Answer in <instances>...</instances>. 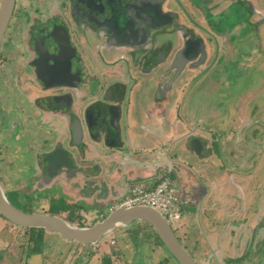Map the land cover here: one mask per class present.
I'll use <instances>...</instances> for the list:
<instances>
[{
    "label": "flooded vegetation",
    "instance_id": "obj_1",
    "mask_svg": "<svg viewBox=\"0 0 264 264\" xmlns=\"http://www.w3.org/2000/svg\"><path fill=\"white\" fill-rule=\"evenodd\" d=\"M198 1L15 0L0 44L3 188L5 170L10 171L11 177V171H17L12 167L17 166L19 171L28 167L29 163L16 158L22 156V137L27 136L26 150L36 158L35 172L30 178L34 182L29 186L17 174L9 183L21 193L44 192L48 196L42 199L43 211L48 212L52 199L62 194L57 176L63 171L67 175L81 172L79 160L85 154V134H89L92 143H115L114 127L118 131L121 108L135 98L129 92L134 87L140 89L144 82L147 88L158 86L160 75L156 72L155 76L154 72H166L162 60L178 78L186 80V76L196 72L184 84L185 88L192 78L200 77L209 68L213 71L222 67L225 62L212 63L208 48L215 50L221 34L234 31V12L243 18L249 13L246 21L252 24L253 1L201 0L203 4ZM230 36L229 41L234 39L233 33ZM162 38L167 41H161ZM186 46L192 55L178 69L175 59ZM239 56L232 70L248 74L254 60L244 50ZM6 107L8 114L1 116L2 108ZM77 120L83 128L80 137L75 134ZM19 126L23 131L13 137ZM3 138L16 140L15 155L8 156ZM87 165L88 169L97 167L95 163ZM49 177L53 185L46 187ZM45 190H56L55 196ZM66 212L63 213L67 215Z\"/></svg>",
    "mask_w": 264,
    "mask_h": 264
},
{
    "label": "crops",
    "instance_id": "obj_2",
    "mask_svg": "<svg viewBox=\"0 0 264 264\" xmlns=\"http://www.w3.org/2000/svg\"><path fill=\"white\" fill-rule=\"evenodd\" d=\"M251 1L256 11L252 21L262 18L263 23L264 1ZM226 44L220 38L216 51L208 48L214 65L228 57L223 54H230L225 52ZM211 70L212 67L203 76L207 77ZM186 77L187 80L191 74ZM190 86L172 82L169 92L174 97L170 103L167 101L168 106L161 103L166 106L162 111L159 103L147 106L148 109L135 107L131 102L123 104L115 143H92L89 134H85V154L79 160L81 172L67 175L63 171L57 176L60 196L67 200L66 210L74 212V220L82 225L81 217L94 219L100 213L97 206L111 211L135 186L152 189L168 178L181 192V217L173 228L188 243V223L192 221L197 228L198 221L203 226L202 252L198 246L191 247L199 253L191 254L200 264H264V259L258 258L262 251L258 246L264 245V117L255 115L245 121L238 116L234 119L237 124L230 130L237 127L241 131L238 134L236 130L237 136L232 137L217 123L213 125L198 115L188 117L182 111ZM137 89L134 87L130 95L134 97ZM204 124L211 137L197 133ZM197 140L202 152L194 149ZM93 163L95 170L88 169L87 164ZM51 180H46V187L53 185ZM61 208L62 215L56 214L64 216L66 210Z\"/></svg>",
    "mask_w": 264,
    "mask_h": 264
},
{
    "label": "rangeland",
    "instance_id": "obj_3",
    "mask_svg": "<svg viewBox=\"0 0 264 264\" xmlns=\"http://www.w3.org/2000/svg\"><path fill=\"white\" fill-rule=\"evenodd\" d=\"M198 3L203 4V1L199 0ZM240 6L244 7L241 4ZM245 10L250 12L247 8H245ZM255 14L256 11H254L253 15ZM248 15L249 13L245 14L244 17L246 18H243L242 16H238L237 12H234L232 18L234 22L232 24L234 31L221 34V37L228 42V44L225 45V52L230 54H223V56H228L221 60L225 63H221L222 67L213 70L207 77H205L206 75H200V77L192 78L193 81L190 90L186 94L188 101L185 107L182 108L185 114L188 113V117H194V115H198V118L205 117L208 119L209 123L214 122L213 125L217 123L219 128L222 127L225 133L229 132L228 135L232 137L237 136V133L239 134L241 131L240 128L238 129L237 127L234 131L230 130L237 124L238 121H234V119L238 116L245 118V121H247L249 117H255V115L256 117L258 115L264 117V22L261 23V25L253 22L251 24L246 21ZM232 33L234 34V39H231V41L235 42V45H232V42L228 39L231 37L230 34ZM164 39L165 38H162L160 40L166 42L167 39ZM239 50H244L245 53L249 54L254 60V64L251 63L253 66L249 74H238L232 70V67L238 63L237 61L241 58L239 56ZM163 61L164 60L161 61V64L163 65L162 67L166 69V72H162L161 74H159L158 71L154 72L155 76L156 72L158 73L157 76L160 75L159 85L147 88L144 82L142 84L144 87L141 86L138 91H135V98L131 101V104L135 107L146 106L147 108V106L157 105V103H159L162 111L168 106L167 101L170 103V100L174 97V94H170L169 92L172 81L178 85L187 84L189 81V77L185 80L184 78L176 77V75L174 76L173 71H171L169 66L164 65L166 62L163 63ZM144 66L146 65L143 64L142 68H144ZM190 74L193 76L196 75V72ZM162 102L163 104L166 103V106L164 105L165 107L161 105ZM203 104L205 111L203 110ZM8 111L9 109L7 107L5 109L2 108L1 116L4 114L7 115ZM231 121H233L234 124H230ZM31 128L33 129V126H31ZM36 129L35 127L32 132L35 133ZM206 129V124H204L202 127L200 126L197 133L201 136L207 134L211 137L212 134L206 133ZM22 131L21 126H19L18 129L15 130L13 137L18 132L21 134ZM214 136L216 138V135ZM1 137H3V135ZM27 141V136L22 137L20 147L23 151L22 156L25 155L24 158L20 155L16 156V158L20 162L26 161L29 163L28 167L20 171L17 169V166L12 167L17 171H11L10 174L11 177L17 174L23 176L26 181L29 182V186H31L34 180L30 178L33 177V173L35 172L34 164L36 158L33 152L26 150L28 147ZM15 143L16 140L14 138H11V140L9 138H3V144L7 147V154L9 157L15 155L13 152L16 149ZM20 164L23 165L24 163ZM9 172L10 171L5 170L3 174L4 180L2 182L5 185L4 190L5 192L7 191L10 200L16 205L22 206L26 211L43 212L44 205L42 204L44 203H42V199L44 196L47 197L48 195H44V192H39L37 190H33L29 193H21L20 191L12 189V183H9L11 178ZM7 178H9V181ZM45 191L50 192L52 190ZM27 203H29V205ZM61 207H64L66 210L67 200H63L59 197L56 202L55 199H52L51 209L49 207L45 209L48 212L50 211L62 215ZM97 207L99 210L101 209L100 213H98L94 219H92L93 216L81 217V221L84 222L83 224L81 223L82 225H92L103 219L110 212V208H106V206ZM71 214L67 212V215H63L70 221H76L73 220L74 214ZM74 223L77 224L79 221L77 220ZM195 224L197 228L192 226V221L188 223V243L184 241L177 228H174V231L184 243L185 248L196 256L197 253H194L191 247L198 246L199 253L202 252L200 245L203 242V226H201L198 221ZM151 227L152 226L143 221L134 222L129 226H120L104 236L102 241L95 244H81L68 241L57 232L45 230L43 233V243L40 249L33 250L30 249L26 228L17 226V224H12L0 214V264H104V257H109L111 261H113V264H159L166 258H168V260L164 264H177V261L168 249L154 235ZM113 240L114 243L112 242ZM258 247L259 250L262 249L258 254V258L263 260L264 245ZM258 247H256V249H258ZM199 253L197 255H199Z\"/></svg>",
    "mask_w": 264,
    "mask_h": 264
},
{
    "label": "water",
    "instance_id": "obj_4",
    "mask_svg": "<svg viewBox=\"0 0 264 264\" xmlns=\"http://www.w3.org/2000/svg\"><path fill=\"white\" fill-rule=\"evenodd\" d=\"M250 5L255 9L252 3ZM14 6L15 0H0V44L11 19ZM262 21L263 19L261 18L260 21H257V24H261ZM191 55L189 46L179 51L175 59V64H179L178 69L183 66ZM114 130V133H117L115 127ZM75 134L79 137L83 134L80 120H77L75 124ZM196 142L194 149L202 152L200 140ZM0 214L18 226L25 228H43L50 232L59 233L68 241L81 244L98 243L102 241L104 236L117 227L129 226L136 221H143L152 226L163 245L168 249L178 264H200L185 248L166 217L151 206H118L112 209L103 219L92 225H79L71 222L64 216L54 213L30 212L17 207L10 201L0 182Z\"/></svg>",
    "mask_w": 264,
    "mask_h": 264
},
{
    "label": "built area",
    "instance_id": "obj_5",
    "mask_svg": "<svg viewBox=\"0 0 264 264\" xmlns=\"http://www.w3.org/2000/svg\"><path fill=\"white\" fill-rule=\"evenodd\" d=\"M134 205H147L155 208L166 217L172 226H177L181 217L179 192L168 178L160 181L152 189L135 186L131 194L116 204L114 208L118 206L131 207ZM112 242L114 243V240Z\"/></svg>",
    "mask_w": 264,
    "mask_h": 264
},
{
    "label": "trees",
    "instance_id": "obj_6",
    "mask_svg": "<svg viewBox=\"0 0 264 264\" xmlns=\"http://www.w3.org/2000/svg\"><path fill=\"white\" fill-rule=\"evenodd\" d=\"M71 222H73V221H71ZM12 224H14V223H12ZM26 230H27L28 242H29V245H30V249H33V250L40 249L41 244L43 243V237H44L43 233H44L45 229H43V228H26ZM153 233L157 237V239L162 243V241L160 240V238L158 237V235L156 234L154 229H153ZM167 260H168V258L162 260L159 264H164ZM103 263L104 264H113V261H111V259L109 257H104L103 258Z\"/></svg>",
    "mask_w": 264,
    "mask_h": 264
}]
</instances>
